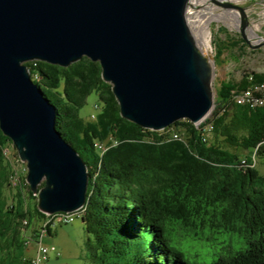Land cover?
<instances>
[{
    "label": "trees",
    "instance_id": "1",
    "mask_svg": "<svg viewBox=\"0 0 264 264\" xmlns=\"http://www.w3.org/2000/svg\"><path fill=\"white\" fill-rule=\"evenodd\" d=\"M25 64L56 108V129L88 166L80 218L94 264H209L170 248L166 235L208 229L236 232L247 243L218 253L210 264H264V173L249 154L257 148L258 158L264 156V104L235 99L256 84L262 87L254 96L264 97V73H243L221 87L201 125L183 118L155 131L121 116L99 62L83 57L69 67L38 59ZM92 92L99 112L86 119L81 108ZM207 124L213 128L206 134ZM7 143L12 140L0 130V264H31L25 236L31 230L38 237L44 228L50 234L54 219L39 210L26 177L18 176L11 204L4 198L3 186L15 173Z\"/></svg>",
    "mask_w": 264,
    "mask_h": 264
},
{
    "label": "water",
    "instance_id": "2",
    "mask_svg": "<svg viewBox=\"0 0 264 264\" xmlns=\"http://www.w3.org/2000/svg\"><path fill=\"white\" fill-rule=\"evenodd\" d=\"M214 2L232 3L0 0V130L27 164L39 210L53 215L83 208L89 170L56 129V108L25 62L69 67L88 57L100 63L126 120L155 131L183 118L200 124L215 108L216 70L190 13Z\"/></svg>",
    "mask_w": 264,
    "mask_h": 264
},
{
    "label": "rangeland",
    "instance_id": "3",
    "mask_svg": "<svg viewBox=\"0 0 264 264\" xmlns=\"http://www.w3.org/2000/svg\"><path fill=\"white\" fill-rule=\"evenodd\" d=\"M220 1V0H218ZM232 3L209 5L202 4L200 13L201 24L197 26L202 32L208 26V52L215 64L214 94L215 99L219 98L218 91L228 83L234 84L240 80L243 73L256 71L264 73V0H231ZM245 13L246 28L245 34L249 39L246 42L241 29L243 27V11ZM213 12V13H212ZM195 14V13H194ZM195 20V18L193 17ZM202 27V28H201ZM98 95L92 92L87 98V103L81 108L80 115L86 119H92V114H98ZM211 115V114H210ZM178 134H174L177 137ZM212 139V138H211ZM6 159L11 162L15 170L11 176V184L3 186L4 198L11 204L15 192L14 185L19 177H26L28 167L22 162L18 150L13 143H7L5 149ZM256 168L264 173V156H260ZM19 176V177H18ZM42 224L37 225L39 230ZM44 226V225H43ZM51 233H45L42 237V244L49 249L47 258H42L38 264H94L87 249V238L85 226L79 217L73 221L62 223L57 219L51 226ZM25 236L27 240L26 254L34 258L39 240L29 230ZM39 235V234H38ZM190 236L201 242L199 251L194 252L190 259H198L201 263H211L220 252L230 249H243L247 246L246 241L236 232H210L196 234L194 231L183 232L178 238L183 239ZM32 237V238H31Z\"/></svg>",
    "mask_w": 264,
    "mask_h": 264
},
{
    "label": "built area",
    "instance_id": "4",
    "mask_svg": "<svg viewBox=\"0 0 264 264\" xmlns=\"http://www.w3.org/2000/svg\"><path fill=\"white\" fill-rule=\"evenodd\" d=\"M200 13V9L198 10H193L190 13V16L193 18L194 17V13ZM262 86L256 84L254 85L253 88H249L247 90H243L241 92H239L238 94L235 95V99L236 101H238L239 103H246L248 101H253L255 103L258 104H264V97H255L253 91L254 90H260ZM94 116V114H92V117ZM208 118V117H207ZM206 120V118L199 124L201 125L204 121ZM213 126L212 124H207L205 126V131L206 134L208 132H210L212 130ZM174 134H179L177 132H175ZM96 147L100 150V151H104L106 149V145L105 142H99L96 143ZM250 156L252 157V162L254 163H258V155H257V148L252 149V151L249 153ZM242 161H248L247 157H243ZM82 213L81 210L78 211H74V212H57L55 214H53V219L54 221L57 219L58 221L62 222V223H68L70 221H73L75 217H81ZM46 233V229H42L40 234H39V240L37 241L38 245H37V249H36V254L35 257L33 259H31V264H38L41 262L42 258H47L48 259V255H49V249L47 248L46 245L42 244V237L43 235Z\"/></svg>",
    "mask_w": 264,
    "mask_h": 264
},
{
    "label": "clouds",
    "instance_id": "5",
    "mask_svg": "<svg viewBox=\"0 0 264 264\" xmlns=\"http://www.w3.org/2000/svg\"><path fill=\"white\" fill-rule=\"evenodd\" d=\"M166 235L169 236L168 246L177 252L183 253L184 256L189 259L192 257V254L199 251L202 246L201 242L191 238L190 236L180 239L175 233L169 234L166 232Z\"/></svg>",
    "mask_w": 264,
    "mask_h": 264
},
{
    "label": "bare ground",
    "instance_id": "6",
    "mask_svg": "<svg viewBox=\"0 0 264 264\" xmlns=\"http://www.w3.org/2000/svg\"><path fill=\"white\" fill-rule=\"evenodd\" d=\"M196 1H199V0H196ZM213 13V12H212ZM201 15H196L194 14V18H195V21H194V32H195V35L198 39V42H199V45H201V47L203 48L204 51H208L209 50V46H208V43H209V40H208V26H206L205 28H203L204 32H202V29H198L197 26L199 24H201ZM202 28V27H201ZM199 125V124H198ZM96 145V144H95Z\"/></svg>",
    "mask_w": 264,
    "mask_h": 264
}]
</instances>
